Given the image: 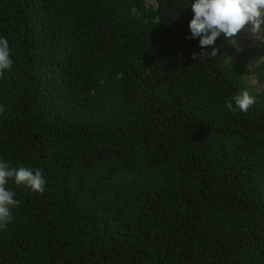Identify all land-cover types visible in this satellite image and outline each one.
Here are the masks:
<instances>
[{"label": "trees", "instance_id": "16d2710c", "mask_svg": "<svg viewBox=\"0 0 264 264\" xmlns=\"http://www.w3.org/2000/svg\"><path fill=\"white\" fill-rule=\"evenodd\" d=\"M154 1L0 0V264H264V0Z\"/></svg>", "mask_w": 264, "mask_h": 264}, {"label": "rangeland", "instance_id": "374dc122", "mask_svg": "<svg viewBox=\"0 0 264 264\" xmlns=\"http://www.w3.org/2000/svg\"><path fill=\"white\" fill-rule=\"evenodd\" d=\"M145 4L148 8H155L154 0H145ZM219 4H221L230 15L249 9V3L232 4L228 0H219ZM263 29L264 10H261L259 16L250 18L231 39L235 52L230 57V60L232 62L238 61L242 54H247L248 58L244 66V81L246 86L254 92H261L264 90V78L261 80L257 74L254 73V69L264 64Z\"/></svg>", "mask_w": 264, "mask_h": 264}]
</instances>
